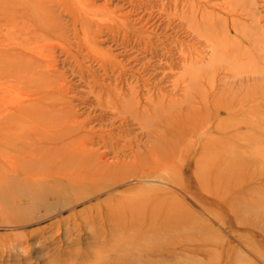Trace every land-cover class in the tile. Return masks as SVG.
<instances>
[{
	"label": "rangeland",
	"instance_id": "rangeland-1",
	"mask_svg": "<svg viewBox=\"0 0 264 264\" xmlns=\"http://www.w3.org/2000/svg\"><path fill=\"white\" fill-rule=\"evenodd\" d=\"M228 28L242 47L264 51V0H0V128L36 110L64 119L54 133L73 132L61 142L42 139L53 131L39 137L32 131L11 145L0 141V264L65 262L76 250L83 260L97 248L98 232L103 241L113 224L121 226L119 217L142 215L159 200L168 212L188 209L175 214L180 233L167 232L155 252H130L124 264H264V208L247 210L243 198L236 216L208 192L199 193L197 156L185 172L172 169L174 178L190 184L192 191L185 192L148 154L153 138L132 120L129 108L119 117L112 107L114 101L122 104L134 97L168 112L181 110L183 103L187 111L184 100L203 94V80L222 65ZM222 41L226 43L218 45ZM256 65L261 69L264 61ZM254 79L257 92H264V73ZM260 110L257 116L264 122V108ZM239 132L263 136L264 123ZM242 139V149L261 151L264 146L260 138ZM78 150H83L78 167L57 168L67 160L66 153ZM27 152L42 154L34 163L54 158L52 166L40 162L32 164L36 173L27 170ZM180 159L178 166L184 161ZM263 164L259 158L257 165ZM65 172L84 174L85 182L34 205L38 190H57L66 183ZM260 183L229 193L239 197ZM74 196L80 200L71 204ZM185 219L189 224H182Z\"/></svg>",
	"mask_w": 264,
	"mask_h": 264
},
{
	"label": "bare ground",
	"instance_id": "bare-ground-1",
	"mask_svg": "<svg viewBox=\"0 0 264 264\" xmlns=\"http://www.w3.org/2000/svg\"><path fill=\"white\" fill-rule=\"evenodd\" d=\"M255 10L258 9H254V11ZM254 11L253 13L256 15V11ZM232 20L234 21L235 19L233 18ZM233 23L235 24L236 22L234 21ZM206 27L208 28L209 26ZM234 28H236V26H234ZM228 29L229 32L227 33L226 39H224L227 41V45L223 51L224 54L222 56V65L220 68L215 69L214 76H208V78L203 80L201 84V86L205 89L203 94L196 96L192 100H189V98L184 100L187 104V111L183 110V103H181V110H178L177 112H168L167 109L163 107L158 108L153 105L154 103L151 102L143 104L140 98L134 97L129 99V101H123L122 104H119L118 101L111 102L112 107L119 111V117H125L128 114V109L126 110V108H129L130 111L128 112H130V117L133 118L132 120L137 121L140 126H142V129L145 131L146 135L153 138V142L148 148V154L151 155L152 158L157 159V162L154 160L157 166L164 167L169 174L174 172L172 170L173 167H175L177 171L180 170L181 172H185V170L190 166L188 163L192 165V163L189 162L191 157H199L198 161H196L195 164L193 163L195 165L194 179L197 191L199 193L200 191L208 192L220 203L224 202L223 205H227V207L232 211L234 210L235 215L238 216V206L242 202L243 198V205L246 204L245 209L247 210L256 207L264 208V164L263 166L257 165L259 158L264 159V146L262 150L259 151L256 149V147L255 149L239 148L238 143L239 139L242 138L246 140H256L260 138L264 141V135L260 136L256 133L250 132L248 135L243 136L239 132L242 127L255 129L261 123H264L257 116L261 111L260 109L264 108V92H257V87L255 86L256 83L254 82V78L258 72L261 71L264 73V67L259 69L256 65L260 60L264 61V51H256L242 47V42L237 40L238 37L232 38L230 35L232 32L231 28ZM213 39L215 38L213 37ZM226 41H222L218 45H224ZM210 45H212V43ZM198 60L199 59H197L195 62H198ZM191 61L194 63L193 60ZM199 62L201 63V61ZM222 70H224V76L220 77ZM183 74L184 76L188 75L185 73ZM199 89H201V87ZM36 108H38V106H36ZM35 111L34 114H29V112H27L26 114L22 115L23 118L16 121V123H13V125L12 121H9L11 123L9 125L11 126H3L0 128V141L10 143L11 145L12 142L17 140L21 141L26 137L28 138L32 131L37 133L38 137L42 136L43 132L45 131H53L51 136L49 135L48 137L42 138L43 140L52 143L54 141L61 142L66 140L71 134H73L70 129H65L64 131L61 130L54 133V128L60 125V118H62L59 116V113L56 114V112L50 113ZM67 118V121L71 119L70 116ZM80 127V125H77V128L80 129ZM39 133H42V135ZM43 149L45 148L43 147ZM84 151L87 150L85 149ZM82 153L79 150L78 152L73 151L72 154L66 153L65 156L67 157V160L58 162L60 164H57L58 166H54H57V168L64 167L62 168L64 171H73L76 166H79L80 157L83 155ZM41 155L42 154H38L37 152L24 155L25 158L23 159V162L31 164L29 167L25 166V168L36 173V168L32 164L44 162L42 167L43 165L46 167L49 166L48 164L52 163V160H54V158L47 159V157L46 159L42 158V160H38L34 163L33 161L36 160L34 158L41 157ZM178 157L184 159L183 164L181 165V163H179V166L177 164ZM50 166H52V164ZM102 166L104 165L102 164ZM4 167L2 168L4 169ZM254 167H256L255 170ZM3 169L1 171H3ZM20 169H22V167ZM51 169L54 170V168L51 167L49 169L50 171H47L51 172ZM66 173L67 172L64 173V175H66L65 177H68L66 183H63V185L60 184L62 186H60L57 190L41 188L38 190L39 192L35 193L32 197V203L36 205V203L39 201L43 202L57 193L68 194L69 190H72L78 187L82 182H85L82 180L85 178L84 174H76L75 172L70 174ZM169 179L172 183L181 187L185 192L189 193L192 191L190 184H188V182L186 183L185 180H177L172 174ZM257 181H260L261 185L258 187H251L248 189V191L244 192V195L241 194L239 197H237V192L234 194L229 193L230 189L242 192V190L254 184V182L257 184ZM33 184L35 185V183ZM33 184L31 186H33ZM239 185H241V187L236 189V187ZM257 194L259 196H255ZM227 195H231L232 198L227 200ZM249 197H252V199H249ZM72 198L71 204L79 202L80 200L78 196H74ZM158 203L159 205L155 207H146L142 215L134 213L129 214L128 216L119 217V224L122 227L113 224L110 230H108L109 237L103 238V241H100V239H102V234L101 232H98L95 237V246H97V248L92 250V253L87 252V254H84L87 256L84 257L83 260L77 259L81 253L79 254V251L76 250L71 253L70 258L65 262L56 260L51 264H124L125 262H128V255H130V252L138 250H149L155 252L159 250L160 243H162L163 240L166 239V236L169 235L167 232L171 231V234L180 233V228L176 226L175 223V214H185L188 212V209L185 208V211H182V209L175 207L168 212V205L166 203V206H164L160 200ZM258 213L260 212L258 211ZM27 219L29 218L24 220L25 223L28 221ZM189 222V220L185 219L183 220L182 224L187 225ZM136 225H138V227H136ZM91 257L93 259H91ZM134 263L140 264L137 263V261H134Z\"/></svg>",
	"mask_w": 264,
	"mask_h": 264
}]
</instances>
